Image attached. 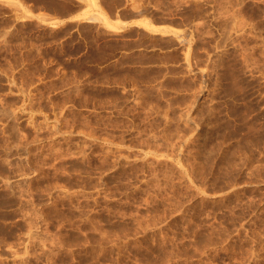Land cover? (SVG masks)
Instances as JSON below:
<instances>
[{"label": "rangeland", "instance_id": "rangeland-1", "mask_svg": "<svg viewBox=\"0 0 264 264\" xmlns=\"http://www.w3.org/2000/svg\"><path fill=\"white\" fill-rule=\"evenodd\" d=\"M132 1L146 71L0 0V264H264V0Z\"/></svg>", "mask_w": 264, "mask_h": 264}, {"label": "crops", "instance_id": "crops-1", "mask_svg": "<svg viewBox=\"0 0 264 264\" xmlns=\"http://www.w3.org/2000/svg\"><path fill=\"white\" fill-rule=\"evenodd\" d=\"M76 1V0H74ZM72 4L74 7L64 15H56L48 10L27 8L28 12L23 16L29 19H36L45 22L48 25H58L66 22L77 21L82 24H95L94 30L95 42L94 51H100L101 45L109 43L112 40L110 35L116 37L119 46L113 51L103 54L102 57L96 56L91 64L99 68L106 69L112 65H118L120 68H130L137 71H146L152 63L146 62V52L154 49H162L161 45L152 46L150 42L146 44V33L156 37H169L177 33L178 28L166 22L154 21L143 8L132 0H77ZM151 25V26H150ZM99 30L110 37L101 41L97 38ZM136 30L143 33L144 36L127 35L128 31ZM82 34V30H79ZM114 37V38H115ZM127 44V45H126ZM180 45L172 40L168 49L177 50ZM90 48L86 47L80 51L79 57L90 54ZM90 58V56H89ZM90 61V60H89Z\"/></svg>", "mask_w": 264, "mask_h": 264}, {"label": "bare ground", "instance_id": "bare-ground-1", "mask_svg": "<svg viewBox=\"0 0 264 264\" xmlns=\"http://www.w3.org/2000/svg\"><path fill=\"white\" fill-rule=\"evenodd\" d=\"M151 26V25H150Z\"/></svg>", "mask_w": 264, "mask_h": 264}]
</instances>
